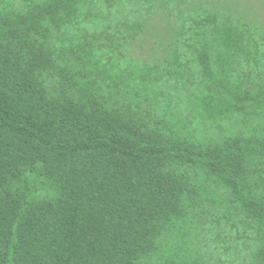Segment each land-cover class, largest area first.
<instances>
[{"label": "trees", "instance_id": "obj_1", "mask_svg": "<svg viewBox=\"0 0 264 264\" xmlns=\"http://www.w3.org/2000/svg\"><path fill=\"white\" fill-rule=\"evenodd\" d=\"M262 5L0 0V264H264Z\"/></svg>", "mask_w": 264, "mask_h": 264}, {"label": "rangeland", "instance_id": "obj_2", "mask_svg": "<svg viewBox=\"0 0 264 264\" xmlns=\"http://www.w3.org/2000/svg\"><path fill=\"white\" fill-rule=\"evenodd\" d=\"M259 10H260V14L263 15L262 17H264V6L262 5V8ZM256 11H257V9H256Z\"/></svg>", "mask_w": 264, "mask_h": 264}]
</instances>
